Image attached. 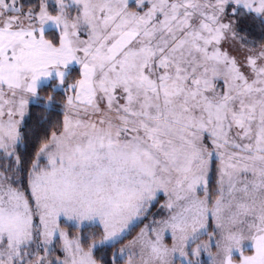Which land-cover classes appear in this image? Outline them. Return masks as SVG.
<instances>
[{"label":"snow or ice","instance_id":"6c2138e0","mask_svg":"<svg viewBox=\"0 0 264 264\" xmlns=\"http://www.w3.org/2000/svg\"><path fill=\"white\" fill-rule=\"evenodd\" d=\"M0 264H264V0H0Z\"/></svg>","mask_w":264,"mask_h":264}]
</instances>
